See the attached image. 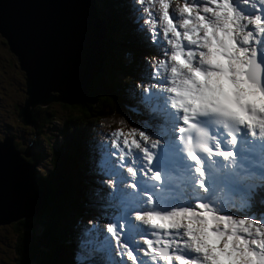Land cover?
<instances>
[{
  "label": "snow or ice",
  "instance_id": "1",
  "mask_svg": "<svg viewBox=\"0 0 264 264\" xmlns=\"http://www.w3.org/2000/svg\"><path fill=\"white\" fill-rule=\"evenodd\" d=\"M138 3L148 5L153 46L166 45L164 59L145 68L158 83L141 93L162 116L123 146L122 131L112 133L119 164L101 159L113 178L109 222L87 230L78 264H264V207L256 206L257 198L264 206V0H185L171 14L170 0ZM257 172L255 191L242 177ZM113 251L122 259L104 258Z\"/></svg>",
  "mask_w": 264,
  "mask_h": 264
},
{
  "label": "water",
  "instance_id": "2",
  "mask_svg": "<svg viewBox=\"0 0 264 264\" xmlns=\"http://www.w3.org/2000/svg\"><path fill=\"white\" fill-rule=\"evenodd\" d=\"M82 11L89 14L91 28L96 19L93 0H0V36L23 71L25 97L16 113L23 123L35 127V105L68 102L64 98V75L72 62L79 69L78 50L87 49L88 42L95 40L88 32L85 47L75 48V18ZM94 71L89 68L81 82L70 81L74 86H84ZM21 154L29 155L25 149L18 150L11 137L0 140V223L33 217L30 209L38 208L40 189L35 182L34 162Z\"/></svg>",
  "mask_w": 264,
  "mask_h": 264
},
{
  "label": "rangeland",
  "instance_id": "3",
  "mask_svg": "<svg viewBox=\"0 0 264 264\" xmlns=\"http://www.w3.org/2000/svg\"><path fill=\"white\" fill-rule=\"evenodd\" d=\"M98 1H101V0H98ZM94 6H95L96 12L97 11L101 12V9H103L102 4H100L98 7L95 4H94ZM119 14L120 13H117V15H119ZM116 18L118 20L117 24L108 28L110 30L109 41L110 40L113 41V46L111 47V52H112V54L116 53L117 47L119 44L121 46L122 56L125 57L128 54H130V56H131L134 54V51L129 50L130 48H132V42L123 38L124 32H126L128 35H130V37H128L129 39H132L134 36L133 31L126 30V26L130 21L127 18H125L124 16H121V18H119V16H116ZM131 24H132L134 31L136 29H138V25L136 23H131ZM120 25H122L124 27L122 30L119 28ZM139 37H140V35H139ZM1 39H3V38L0 36V137L5 136V135L11 136L12 137L11 141L15 144V146L18 149H21V150L30 149V151L34 153L33 154L34 156H35L36 152L39 151L40 149H42V150L47 149V153H45V156L41 157L40 159L35 160V163H34V165H35V167H37V169H39V167H42L45 170H47L46 166L50 167V164L53 161V155L49 154V151H48L49 149H51V147L53 145L47 144L46 143L47 141L45 139H43L39 135V133L40 134L45 133L47 136H49V134H50V136H53V134H51V133L56 132L54 127L56 128L57 123H55L53 121V122L47 124V126L42 125L40 127V131L35 132V128L33 125L31 126V124L30 125L24 124L20 121L19 118L16 117V113H17L16 105H20V103L22 104V101L24 100V97H25V94L23 91L24 90L23 71L18 67L15 55L11 51H9L6 44L2 43ZM134 39H135V37H134ZM104 55H106L105 52H104ZM136 56H137V54L135 52V54L132 57L135 58ZM94 58L98 61L99 55L97 54V56H95ZM149 61H148V65H149ZM135 62H136V65L131 64L130 67L125 68L121 72H118V71H116L117 69H115L116 66L113 64L114 63L113 58H112V61H110L109 65H108L110 77L113 80L118 79V81L122 78H125L122 80L123 81L122 83L117 85V88H116L117 91L121 90L123 85L129 80V77H127L128 74L135 72L137 70H138L137 72L139 75L144 73V71H145L144 68L138 69L139 68L138 67L139 56ZM157 63L158 62L154 61V65H156ZM91 65L93 68L95 67V62H94L93 58H91ZM78 68H79L78 70L80 71V67H78ZM84 68L87 69L88 65L85 64ZM93 68H91V69H93ZM70 70L75 72V75L77 74L76 62L71 63ZM101 71H103L102 61H101V67L98 70H95L94 74L101 72ZM90 77L91 76L86 78L84 86H82L81 83L74 86L72 84V82L70 81V78H67L66 84H64V89L67 90L64 93V96H65L64 98L68 102L54 101V102H50L47 105H51V107H53L54 109H56L57 107H61L63 109L64 106H62L61 104H64V103L70 104V103L78 101L86 93V88H87ZM142 80H143V85L146 82H148V83L151 82L152 85L150 87H152L153 85L158 83V81L154 77L153 78H143ZM116 90L113 89L112 92L114 93V96L117 99H119L118 98L119 95H118V93H116ZM139 90H141V91L144 90V87H142L140 85V89H138V91ZM153 90H155V89L153 88ZM132 100L134 102L138 101V99L135 96H133ZM153 103H155V102H153ZM35 106L40 107V105H35ZM35 106L33 107L34 110H35ZM149 106H150V109L152 111L151 113H153V111L156 110V107H157L156 103H155V105L152 104ZM108 119L109 118H106L105 120H102V121H104L106 125L111 124V123H115L117 120V117L112 115L110 117V120H108ZM148 121H149V119H147L145 121V124ZM38 123H42V122H40L39 113H38V121H37L36 128L38 127ZM92 123L94 126H97L96 132H100L102 126L96 122H92ZM101 134H102V137H101L100 143L98 144V148L100 149V147H101V151L104 150L106 152L107 156L110 158V155L107 153L108 149H111L110 134H109L108 129L107 128L102 129ZM48 138H49L51 143L55 139L53 137H48ZM34 139H35L34 143L31 142ZM59 144H61V141L58 142V145ZM101 144H102V146H101ZM56 147H57V145L54 144V147H52V150H56ZM65 147L66 146H64V149L62 148L61 151L56 152L58 157L63 158V155L65 154V149H66ZM70 151H72L71 156L69 153H67L65 155L66 157H68L69 170L72 173H74L76 175V177H80V173L76 169V166L79 163V157L80 156L82 158H85L84 146H78V148L76 147L75 149L71 148ZM42 154H43V151H41L39 153V155H42ZM85 162L89 164V161L86 158H85ZM103 168H104V165L102 164V169ZM93 169L94 168L92 167V171H93ZM96 171L93 172V173H95V176H94V174H92V177L94 178L96 183H99L98 187L101 190V192L99 194L100 199L98 202L100 212H98L94 216L87 214V213H83V212H76V210H75V212L69 211V213L62 212L63 214L68 215V217H65L64 223H61L59 225L62 228L61 237H60V234L58 233L57 229L52 230L53 236H59V237H52V241L50 242L49 246L46 247L45 253L47 254L46 255L47 261L45 258L41 259V257H40L39 261L41 262V260H43V264L44 263L46 264V262H47V264H53L56 261H57L56 264H78V260H79L80 254H81V250L79 249V247L82 245V242H83L82 240H89L92 238L89 236L88 231H87L91 228L88 226H85L86 221L94 222L96 224L97 223L96 219H93L92 217H96L97 215L105 216L107 213L111 212V209L108 207L109 202L107 199V192H105V189H108L109 191L111 190V187L109 185V180L111 179V177L106 175L104 170H99L100 171L99 174H97ZM38 173L42 174V173H40V170L38 171ZM96 174H97V176H96ZM35 177L37 178V175H35ZM106 180H107V182H106ZM35 182L39 188L40 185L37 182V180ZM77 185H78V183L74 182V185L70 184V187L66 186L63 189V196L65 197V194H67L68 197L72 196V194H74L72 192L73 188L76 187ZM63 187H64V185H63ZM92 190L93 189H92L91 184L85 183L83 190H79V191L77 190V193L78 194L91 193ZM78 205H80L79 201H78ZM53 206H55V205H52V206H50L49 204L45 205V208L48 210V213L50 211L54 210ZM70 212H72V213H70ZM38 214L39 215H46V210L45 211H39ZM17 225H18V228L16 229L14 227V224L12 221L7 222V223H0V234L2 235L0 238V264H22V263H18L19 257L14 253L15 252V246L13 244V241L15 240L16 233L19 230V223H17ZM21 225H22L21 230L25 231L26 226L23 224H21ZM39 231H40V225H39L38 221H36L33 235L37 234ZM82 235L85 236V238L80 239V237ZM73 236H75V237L73 238ZM71 238L73 239V242H71ZM32 239L33 238H31L29 240H25L24 244L18 243V247L23 248L25 250L26 254H28L27 250L29 249V247H31L33 245ZM72 243H74L73 246H72ZM58 245H59V251L57 252ZM37 247H42V246L38 245ZM70 247H71V249H70ZM113 247H115V244L113 245ZM72 248L77 249L79 251L78 259H76L73 262H71V255H68V256L64 255V253L68 249L72 250ZM38 253L41 256V252H38ZM96 254L97 253H95V252L92 253L91 259L96 260L95 259ZM101 258L102 257H100V259ZM104 258L112 261V260L116 259L117 256L115 255V252L113 251L109 256L104 257ZM28 263H29V260H28V257L26 255V259L23 261V264H28Z\"/></svg>",
  "mask_w": 264,
  "mask_h": 264
},
{
  "label": "trees",
  "instance_id": "4",
  "mask_svg": "<svg viewBox=\"0 0 264 264\" xmlns=\"http://www.w3.org/2000/svg\"><path fill=\"white\" fill-rule=\"evenodd\" d=\"M96 2L97 7L100 4L103 5V9H101L100 12V18L104 21L106 27L105 36L101 39L102 50H104L103 52L106 53V60L104 59L102 62L103 71L95 73L89 78L86 93L78 101L70 104H61L64 106L63 109L61 107L54 109L51 107V105L47 104L40 107L35 106V110L39 113L40 122H42L38 123L37 131H40V127L42 125L47 126V124L53 121L57 123L56 128L54 127L56 132L51 133L53 136H50V134L47 136L45 133H39V135L47 141V144L53 145L52 147H54V144H56L57 147L56 150H52V147L48 150L49 154L53 155V161L50 164V167L46 166L47 170L39 167L38 170H40V173L42 174H39L38 172L36 174L37 182L40 185L39 188L42 194V211L46 210V215H36L32 219H21L22 221H18L19 230L17 231L16 238L13 241L15 246L14 253L19 257L18 263L23 264V261L26 259L27 255L29 260L28 264H43V260H41V262L39 261L40 257L41 259H46V247L49 246L50 242L52 241V237H59L53 236L52 230L57 229L61 237L62 228L59 225L64 223L65 217H68V215L63 214L62 212L69 213V211L75 212L76 210V212H83L93 216L99 212L98 200L96 199L97 196L95 194H93V202H91V200H87V198L91 196L90 193H77V190H83L85 183H90L92 188L95 185L92 182L93 179L90 174V164L85 162V158L87 159L88 156V151L91 160L92 156L93 158L96 155L99 156V150L96 148L97 142L95 141V138L99 137V132H96L97 127L94 126L92 122H95L97 119L105 120L106 118H109L108 120H110L112 115L118 117V114H120L119 112L121 111L122 113L124 111V109L121 108V100H119L121 98L120 93L122 92L123 95H126L127 93L133 94L134 90L139 88L134 87L130 90L129 88L133 87V82H131L125 85L122 90H116L118 79L113 80L110 77L108 69L110 61H112L113 58V64L116 66L115 69H117L116 71L118 72L128 68V66L125 64V61H123L121 46L119 44L116 53L112 54L111 52L113 41H109L110 30L108 28L117 24V11L114 10L115 5L110 0H96ZM119 28L121 29L123 26L120 25ZM123 34L125 36H123V38L130 41V39L127 37V33L124 32ZM130 50L134 51V54L135 52L136 54L140 53L136 47H132ZM129 55L130 54H128V58L126 60L133 61L131 58L133 55ZM150 64L153 65L154 60L151 59L149 65ZM121 68L123 69L121 70ZM113 89L116 90V93H118L119 99L114 96V93L112 92ZM104 128L105 127L102 126L101 130ZM101 130L100 135L102 136ZM48 137H53L55 139L51 143ZM80 138L83 140L80 141ZM60 141L61 144L58 145V142ZM64 146H66V149L63 158L58 157L56 152L61 151L62 148L64 149ZM78 146H84L85 149V158L80 156L79 163L76 166V169L80 173V177H76V175L69 170L68 157L65 156L67 153H69L71 156L72 151H70V149H75L76 147L78 148ZM93 148L96 149L95 152L92 151ZM45 151L47 152V149ZM36 154L35 156H29V159L37 160V158H35ZM74 182L78 183V185L73 188L72 192L74 194L69 197L67 194H65L64 197L63 189L66 186L70 187V184L74 185ZM78 201L80 202V205H78ZM48 204L50 206L55 205L53 206L54 210L50 211L49 213L45 208V205ZM36 221H38L40 225V231L37 234H34L35 236L32 239L33 245L29 247L27 250L28 254H26L23 248L18 247V243L24 244L25 236L27 235V232L21 230V224L26 223V225L32 228V233H34ZM14 224V227L17 229V223ZM1 236L2 235L0 234V238ZM38 245H41L42 247H37ZM58 251L59 245L57 248V252ZM38 252H41V256ZM66 255H69V251H66ZM101 256L102 254L98 253L96 256L97 260L100 259ZM56 262L53 264H56Z\"/></svg>",
  "mask_w": 264,
  "mask_h": 264
},
{
  "label": "bare ground",
  "instance_id": "5",
  "mask_svg": "<svg viewBox=\"0 0 264 264\" xmlns=\"http://www.w3.org/2000/svg\"><path fill=\"white\" fill-rule=\"evenodd\" d=\"M75 22H76V31H75V35H74V40L76 41V47L75 48H81L80 45H85L87 44V42H85V38L89 32V36L90 38H94L95 40L94 41H91V42H88V45L86 47H88L87 49L85 50H78V53H79V59L80 60V71L77 69V74L74 75L71 70H69L68 72H66V74L64 75L65 79L67 80V78H71L73 80H75L76 82H81V79H82V76L87 72L89 73V68H93L92 65H91V58H93L94 62H95V67L93 68L94 70H98L100 67H101V61L103 62L104 58H105V55H104V52L102 51L101 49V46H100V41L101 39L105 36V31H106V27H105V24L103 21L99 20V19H95V21L92 23L91 25V28H90V23H91V19H90V16L88 13L82 11V12H78L76 18H75ZM89 28H90V31H89ZM88 38V37H87ZM97 54L99 55V59L98 61L94 58L95 56H97ZM150 62V61H149ZM88 65V68H84V65ZM157 65V64H156ZM156 65H149L150 68H154L156 67ZM62 80V79H61ZM140 85L142 87L145 88H149L152 83L151 82H146V84L143 85V80L140 79L138 81H133V87H130L129 89L131 90L132 88L134 87H139L137 88L136 90H134V94L139 98V101H142L141 102V105L140 107L145 109V107L147 106V104H145L143 102V99L141 97V93L143 92V90H139L140 89ZM155 91V90H153ZM155 105V103H153ZM151 117V116H150ZM149 119V118H148ZM31 124V123H30ZM97 127V126H96ZM101 135H100V132H99V137L98 138H95V141L97 142L96 143V148H98V144L100 143L101 141ZM35 139L32 140L31 142L34 143ZM102 146V144H101ZM93 147V146H92ZM99 150V156L96 155L94 158L92 156V160L91 158L89 157V151H88V156H87V159L89 161V164H90V169H91V176L92 174H94L95 176V173H93L94 171L97 172V174H99V170H103L102 169V163H101V159L103 157H108L106 152L103 150L101 151V147L100 149L98 148ZM93 152L96 151L95 148L92 149ZM110 152H111V149H108V154L110 155ZM34 153L30 151L29 149V155H33ZM92 167L94 168L93 171H92ZM102 173V172H101ZM96 174V176H97ZM93 179V183L95 184L94 187L92 188V192L90 193L91 196H89V198H87V200H91V202H93V194H95L97 196V200L99 202V199H100V188L98 187L99 183H96V181L94 180V178L92 177ZM107 182V180H106ZM34 195V194H33ZM32 197V196H31ZM42 194L40 192V195H39V200H38V208H35V209H30L32 212L35 213V215H39L38 212L39 211H42ZM100 212V210H98ZM26 219H29V218H26Z\"/></svg>",
  "mask_w": 264,
  "mask_h": 264
},
{
  "label": "clouds",
  "instance_id": "6",
  "mask_svg": "<svg viewBox=\"0 0 264 264\" xmlns=\"http://www.w3.org/2000/svg\"><path fill=\"white\" fill-rule=\"evenodd\" d=\"M115 6H114V10H116L117 11V13H119L118 11H120V13H125V8L124 7H126V3H128V1L127 0H110ZM96 5L97 6V2H96V0H93V5ZM122 5V7H120ZM94 8H95V6H94ZM98 14V15H97ZM95 16H96V19H99V20H101V21H103L102 19H100L99 17H100V12L99 11H95ZM99 16V17H98ZM117 16H119V15H117ZM117 19V18H116ZM104 22V21H103ZM123 28H121V30H122ZM127 37H128V35H127ZM136 41V39H134V36H133V38L132 39H130V42H135ZM1 41H2V43L3 44H5V41H4V39H1ZM100 46H101V41H100ZM101 49H102V47H101ZM103 51V50H102ZM128 56V55H127ZM127 56H122V58H123V61H125V59L127 58ZM130 56V55H129ZM130 58V57H129ZM17 62V61H16ZM129 61H127V63H128ZM126 66H128V67H130V65H129V63L128 64H126ZM123 68H121V70H122ZM124 70V69H123ZM94 74V73H93ZM92 74V75H93ZM131 74V73H130ZM91 75V76H92ZM50 102H54V101H50ZM49 102V103H50ZM21 104V103H20ZM48 104V103H47ZM46 105V104H45ZM17 106L18 105H16V108H17ZM34 110V109H33ZM35 111V110H34ZM17 117V116H16ZM18 118V117H17ZM20 119V118H19ZM21 121V120H20ZM98 121H100V120H96L95 122L96 123H98ZM22 122V121H21ZM23 123V122H22ZM24 124H26V123H24ZM99 124V123H98ZM28 125H30V124H28ZM36 126H37V122H36V125H35V132H39V131H37V128H36ZM6 136H8V137H11V136H9V135H5V136H2V137H0V140H2V138L3 137H6ZM11 139H12V137H11ZM81 140H83L82 138H80V141ZM12 142V141H11ZM12 144L15 146V144L12 142ZM16 147V146H15ZM17 148V147H16ZM18 149V148H17ZM18 150H20V151H22L21 149H18ZM25 150H27V152L29 153V149H25ZM41 151H43V154L42 155H39V153L41 152ZM45 153H47L44 149L42 150V149H40L39 151H37V154H36V157L35 158H37V159H40L41 157H43V156H45ZM21 156L23 157V158H25L27 161H30V162H34L35 163V160H30L29 159V156L30 155H28V156H23L22 154H21ZM39 170L37 169V167H35V165H34V172H35V175H36V173L38 172ZM37 180V178L35 177V181ZM40 192H41V190H40ZM36 215H34L33 217H35ZM33 217H30L29 219H32ZM21 219H26V218H18V219H16V220H13L12 222H13V224L14 223H18V221L19 220H21ZM22 221V220H21ZM9 222H11V221H9ZM7 223V222H6ZM15 225V224H14ZM17 225V224H16ZM23 225H25L26 226V229H25V232H27V235L25 236V240H29V239H31V238H33L34 237V235H33V233H32V228L30 227V226H28V225H26V223L25 224H23ZM83 236V235H82ZM75 236H73V238H74ZM83 238H85V237H83ZM71 242H73V239L71 238ZM74 245V243H72V246ZM77 250V249H76ZM69 251V250H68ZM73 251H74V248H73ZM78 251V250H77ZM79 252V251H78ZM70 253V252H69ZM58 254V253H57ZM74 255V254H73ZM67 256V255H66Z\"/></svg>",
  "mask_w": 264,
  "mask_h": 264
},
{
  "label": "flooded vegetation",
  "instance_id": "7",
  "mask_svg": "<svg viewBox=\"0 0 264 264\" xmlns=\"http://www.w3.org/2000/svg\"><path fill=\"white\" fill-rule=\"evenodd\" d=\"M32 156V155H31Z\"/></svg>",
  "mask_w": 264,
  "mask_h": 264
}]
</instances>
